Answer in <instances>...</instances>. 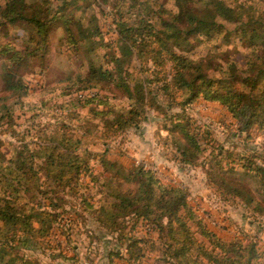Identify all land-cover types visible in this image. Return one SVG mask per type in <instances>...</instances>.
Segmentation results:
<instances>
[{
    "label": "trees",
    "instance_id": "obj_1",
    "mask_svg": "<svg viewBox=\"0 0 264 264\" xmlns=\"http://www.w3.org/2000/svg\"><path fill=\"white\" fill-rule=\"evenodd\" d=\"M78 1L0 0V131L19 136L18 143H9L10 155L0 146V264H43L19 254V247L39 245L54 231L71 202L68 192L78 195L100 232L113 236L116 249L126 246V254L109 251L110 264H117L115 257L127 264H264V252L253 239L226 240L208 229L190 205L187 189L162 183L142 165L124 167L108 159L109 147L93 148L88 141L95 136L93 127L101 130L103 145L139 128L151 110L159 111L168 131L165 147L173 146L183 164L210 161V184L227 200H240L264 217V152L248 143L253 130L264 133V0H103L115 23L116 37L108 43L97 42V23L91 27L82 13L77 15L75 9L83 7ZM82 1L89 9L92 1ZM15 28L27 32L21 46L1 42ZM58 28L89 63L86 70L80 66L62 75L57 85L62 94H79L73 105L94 104L90 112L101 123L77 114L72 127L60 116L55 123L31 122L20 136L17 119L30 94L27 75L49 66ZM233 38L235 46L229 48ZM201 45L211 50L197 55ZM97 46L105 49L99 62L91 55ZM89 90L93 95L85 94ZM198 97L219 100L229 109L239 135L247 137L242 151L215 139L207 145L204 136L210 134L192 129L191 119L174 111ZM95 159L103 163L100 173L91 166ZM82 176L105 195L99 205L84 196L90 185ZM78 215L86 222L84 213ZM128 222L133 232L143 226L141 237L125 232ZM71 258L57 264H90Z\"/></svg>",
    "mask_w": 264,
    "mask_h": 264
},
{
    "label": "rangeland",
    "instance_id": "obj_2",
    "mask_svg": "<svg viewBox=\"0 0 264 264\" xmlns=\"http://www.w3.org/2000/svg\"><path fill=\"white\" fill-rule=\"evenodd\" d=\"M28 1L35 2V0ZM91 1L90 8L85 9L86 3L84 5L83 1L79 0L78 2L83 4V7L75 9L77 15L82 13L83 21L91 27L97 23L101 31V34L96 36L97 42H100L101 38L107 43L113 41L116 32L109 3L102 4L103 0ZM70 9L72 10L73 7ZM54 23L58 24V21H54ZM230 27H233V24H230ZM10 32L9 36L2 37L1 42L10 41L13 45L21 46L27 32L21 28L12 29ZM234 34L235 31L232 32V36ZM64 36L65 32L58 28L53 35V55L49 66L40 72L27 75L26 80L29 84L30 94L25 98V107L19 111L17 119V122L21 123V126L18 127L20 136L31 122L55 123L57 117L60 118V116L72 127L77 124L79 118L77 114H80V118H89L88 121L92 124L101 123V119L93 117V113L90 112V108L94 107V104L86 107L77 103L73 105L71 103L73 97L79 94L76 92L74 95L62 94L57 85V80L62 75L80 66L86 70L89 63L88 58L75 54L71 46L66 43ZM236 40L233 38L229 43V48L235 46ZM227 47H223V49ZM209 50H211L209 45H201L195 51L197 55H206ZM104 51L105 49L97 46L91 55L99 62L102 61L101 56ZM93 92L89 90L85 94L93 95ZM45 101L49 105L48 108L43 105ZM174 111L184 112L185 117L191 119L192 129L197 128L203 135L204 131L210 134V136H204L206 139L203 142H207V145L215 139L227 149L235 147V151H242V142L247 144L246 134L239 135L235 118L219 100L198 97L184 109L177 106ZM158 112L151 110L149 118L144 120L139 128H130L119 133L115 138L108 139L109 141L103 145L101 143L103 140L100 138L101 130L98 127L96 129L93 127L92 134L95 136L89 138V144L97 149L104 146L109 147L108 159L117 161L124 167L132 168L142 165L145 170L152 171L162 183L184 187L187 189L190 205L208 229L226 240L239 238L247 241L253 239L264 252V217L254 215L252 209L246 207L240 200H227L217 187L210 184L208 179V169L211 168L210 161L206 165H187L180 162V155L175 148L171 145V147H165L164 140L168 137V131L164 128V121ZM35 114L36 116L31 121H27V118ZM94 141L98 145H93ZM18 142L19 136L13 134L12 131H0V146L9 155L13 150L9 143L15 145ZM248 143L250 147H256V150L264 152V133L253 130ZM208 153L209 151H206L205 155L208 156ZM91 166L96 169L95 173H100L104 169L103 163L97 159L91 162ZM109 173L106 171L105 174L109 175ZM236 174L240 175V172ZM81 181L90 185L82 191H86L84 196H87L95 205H99L105 200V195L98 192L99 186L93 185L89 176H82ZM129 185L131 186V184ZM69 195V192L65 194L66 199L71 200L67 205V212L59 216L57 223L54 224V231L46 238H41L39 245L32 242L20 245L19 254H26L35 260L40 259L43 264L71 263L74 261L71 257H74L77 263L110 264V250L121 249L126 254L125 245H119L120 248L116 249L118 246L115 244L116 240H113V236L105 230L100 232L92 214L88 210L82 209L84 204L78 195ZM72 204L75 208L71 209ZM62 209L60 210L62 211ZM80 212L87 217L86 222L82 220L81 216L79 217L78 213ZM126 225L125 232L130 236L133 233L135 238H139L144 233L141 225L136 226L135 232L131 229L133 222H128ZM99 234H101L100 240L96 236ZM113 261L117 264H127L123 258L115 257Z\"/></svg>",
    "mask_w": 264,
    "mask_h": 264
}]
</instances>
